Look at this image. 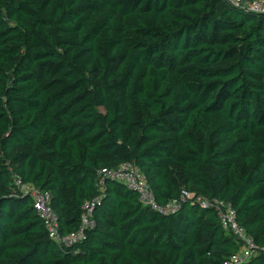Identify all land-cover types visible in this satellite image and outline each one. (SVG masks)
I'll use <instances>...</instances> for the list:
<instances>
[{"label":"trees","instance_id":"obj_1","mask_svg":"<svg viewBox=\"0 0 264 264\" xmlns=\"http://www.w3.org/2000/svg\"><path fill=\"white\" fill-rule=\"evenodd\" d=\"M124 163L179 210L101 189ZM17 182L51 194L63 235L93 204L85 239H49ZM214 200L264 247V15L224 0H0V264H232L241 248Z\"/></svg>","mask_w":264,"mask_h":264},{"label":"built area","instance_id":"obj_2","mask_svg":"<svg viewBox=\"0 0 264 264\" xmlns=\"http://www.w3.org/2000/svg\"><path fill=\"white\" fill-rule=\"evenodd\" d=\"M233 8L264 15V0H224ZM107 179L119 181L127 186L130 190L137 192L140 201L144 207L165 215L175 214L180 207V201L172 200L166 205H160L153 194L151 186L146 176L133 163H124L116 169H103L100 172L98 186L102 189ZM22 187V191L29 193L34 200V208L40 218L43 220L49 239L57 245L70 247L85 239V230L93 225L90 218L93 214V204L85 206L83 216V225L81 231L69 235H63L60 231L59 218L51 206V194L40 191L34 187L21 186L20 182L16 183ZM183 199H191L193 196L183 192ZM98 199H96L97 201ZM204 206L212 205L218 212V217L223 230L231 235L240 245V251L231 257L232 264H245L264 251V247L259 246L254 238L239 225L237 220V211L226 201L214 200L203 201Z\"/></svg>","mask_w":264,"mask_h":264}]
</instances>
